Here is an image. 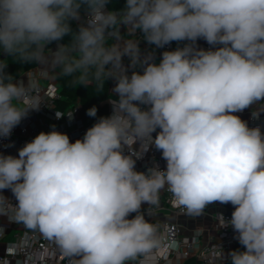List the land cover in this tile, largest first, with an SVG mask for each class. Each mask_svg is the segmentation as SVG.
Listing matches in <instances>:
<instances>
[{
  "label": "clouds",
  "instance_id": "9594fccd",
  "mask_svg": "<svg viewBox=\"0 0 264 264\" xmlns=\"http://www.w3.org/2000/svg\"><path fill=\"white\" fill-rule=\"evenodd\" d=\"M108 3L0 0V52L39 70L28 71L25 84L0 60V138L40 110L41 77L85 87L111 79L117 96L111 114L82 139L70 142L53 125L18 156L0 153V214L11 211L17 223L38 229L69 264H158L163 237L141 208L154 215L167 191L189 216L215 202L234 206L218 223L232 227L244 251L225 257L221 247L220 261L264 264V132L235 115L264 101V0H126L119 11H108ZM73 20L80 21L76 31ZM138 31L156 48L189 43L156 63L154 50L142 52ZM198 39L215 50L196 47ZM53 42L55 51L46 47ZM129 67L142 73L129 75ZM86 114L96 117L97 108ZM153 145L166 169L137 171Z\"/></svg>",
  "mask_w": 264,
  "mask_h": 264
},
{
  "label": "built area",
  "instance_id": "2783aa9c",
  "mask_svg": "<svg viewBox=\"0 0 264 264\" xmlns=\"http://www.w3.org/2000/svg\"><path fill=\"white\" fill-rule=\"evenodd\" d=\"M138 36L142 38V33L139 32ZM218 46L219 45L215 47ZM174 48V43L171 42L169 45L162 48V51H170ZM198 48L208 50L213 48V46L205 41L201 43ZM213 50L215 49L213 48ZM38 93L41 95L44 104L41 105L39 111L31 112L30 115L13 130L10 137L0 138V153L18 156V150L23 147L25 143L31 141L42 131H51L53 125L56 127V130L67 134L70 138V142H73V139L76 138L82 139L87 129L90 128L79 116V105L65 112L56 109L55 99L61 97L59 85L49 84L42 86L38 84ZM56 111L61 112L64 116L57 119L55 115ZM71 113H73V128L69 130L68 126L64 124V120L67 119ZM243 114L244 111L235 113V115L240 116L241 119ZM40 115L50 117L53 123L44 122L40 124L38 122ZM247 123L250 127H261L262 132H264V118L252 120ZM152 135H156V133L154 132ZM133 147L138 149L139 144ZM154 165H158L161 170L166 169V161L162 158L161 151L157 150L153 145L149 147L148 151L144 153L141 159L136 161V170L146 172L148 168ZM2 191L3 195L13 205L17 204L10 189ZM165 194L164 201L160 202L159 206L152 210L154 215H152V218L150 217L149 220V222L157 226L158 232L163 236L162 247L157 253L158 264L174 256H181L186 260V264H222L218 256L222 248L224 253L226 251L231 252L239 243V241L235 239L236 233L233 231L232 227L220 228L218 226L216 232L209 234L206 244H202L199 235L193 238H185L183 236V228L179 222L172 221L165 217H155V214L164 209H169L178 216L186 215V210L174 203L172 194L167 191ZM147 208L144 209L143 212L147 213ZM221 214L226 219H230L232 213ZM13 215L11 211L0 214V242L5 240L12 229L13 223H17L13 219ZM219 218L220 214L218 215V219ZM218 239L219 241H217ZM6 244V251L0 254V264H69V258L63 255L56 243L45 237L38 229L15 233L14 240L7 241ZM226 263L227 259L225 260V264Z\"/></svg>",
  "mask_w": 264,
  "mask_h": 264
},
{
  "label": "crops",
  "instance_id": "0c3cea01",
  "mask_svg": "<svg viewBox=\"0 0 264 264\" xmlns=\"http://www.w3.org/2000/svg\"><path fill=\"white\" fill-rule=\"evenodd\" d=\"M107 7V6H106ZM108 11H112L110 9H108ZM85 12L83 10H81V16L82 18L85 16ZM74 24L76 25V27L78 28L80 25V21H76L73 20ZM73 29V28H72ZM73 31H76V29H73ZM121 35H126L127 34V30L126 28H124L123 26H121ZM139 31L136 33V38H138L140 40V48L143 51H153L155 53L154 59L156 63H159V61L162 59V53L164 51H162V48H156L155 45H149L147 44V42L145 40H143L142 38H140L138 36ZM71 39V36H67V42L68 43ZM205 42L204 39H198L196 42V47H199V45L201 43ZM111 43V41H110ZM175 43H179L176 42ZM185 43H189L187 41H184ZM221 45H219L218 47H220ZM47 49H50L52 51H55L57 48V44L50 47V46H46ZM176 48H174L173 50H175ZM172 51V50H170ZM123 63L125 64V66H129V59L128 57H124L123 58ZM28 71H35L38 73V69L36 67L28 70ZM28 71L23 72L17 79L18 80H23L24 83H27V76L26 73ZM132 71H140L142 73V69H140L139 67L133 69L131 67H129V75H131ZM38 84L42 85V86H46L49 84H57L58 85V81L55 78V76H53L52 78H48V77H41L38 79ZM115 85V81L112 80V84L110 87V91L112 92V89ZM113 93V92H112ZM115 96L116 94L113 93ZM115 99V98H112ZM111 100V99H110ZM110 100L108 101L109 103V108L110 111H112V105L110 103ZM254 112H260L259 115L257 117H253L252 113ZM259 118H264V101H261L257 104H254L252 106H250L248 109L244 110V114L242 117V120L246 121V122H250L252 120H257ZM72 118L70 119L69 117H67V119L64 120V124L66 126H68V129H72ZM38 122L40 124L44 123V122H48V123H53V121L50 119V117L45 116V115H40L38 118ZM153 137H155V135H153ZM76 139H73V142H75ZM166 191H162L161 195H160V202H163L165 199V194ZM148 207L147 204H143L141 211H144V209H146ZM234 211V206H232L230 203L227 205H222L219 202H215L214 204L209 205L204 213L199 216V217H195V216H189V215H183V216H178L176 215L174 212H172L169 209H164L159 211L157 214H155V217L157 218H167L170 219L172 221H177L181 224L182 228H183V236L185 238H193L195 236H198L201 238V242L202 244H206L208 242V237L209 234L212 232H216L218 230V226H219V219H218V215L221 213H232ZM135 216V213L130 214V216L128 217L129 219L133 218ZM149 215H147V213H145V219L146 220H150ZM152 218V217H151ZM33 229H27L22 223H13L12 229L9 232V234L7 235V237L5 238L4 241L0 242V248L3 249V253L6 251L7 249V241H11L14 240V234L15 233H22L23 231H31ZM163 237V236H162ZM229 252L226 251L225 257H227V254ZM160 264H186V260L184 258H182L181 256H174L171 257L169 259H166L164 261H162Z\"/></svg>",
  "mask_w": 264,
  "mask_h": 264
},
{
  "label": "trees",
  "instance_id": "16d2710c",
  "mask_svg": "<svg viewBox=\"0 0 264 264\" xmlns=\"http://www.w3.org/2000/svg\"><path fill=\"white\" fill-rule=\"evenodd\" d=\"M126 0H109L107 4L108 9L112 11H119L124 8ZM83 10V9H82ZM70 25L73 29L78 30L73 21H70ZM67 42V36L64 37L60 43ZM174 47H183L184 42L175 43L173 41ZM57 42H53L48 46L52 47L56 45ZM0 60H7L9 74L18 78L23 72L28 71L35 67L33 64L21 63L16 61L13 57L0 52ZM58 81L61 97L55 99V107L60 111H67L76 105H79L80 118L90 127L96 122V120L101 116L110 115V108L108 101L112 98L117 99L111 91L110 87L112 80L108 79L103 83L91 82L87 87L83 86L79 80L72 82L71 78H66L59 75H54ZM95 106L97 108V116L89 117L86 112L89 108ZM234 250L244 251V247L238 243ZM190 264V263H187ZM228 264V261L227 263Z\"/></svg>",
  "mask_w": 264,
  "mask_h": 264
},
{
  "label": "rangeland",
  "instance_id": "374dc122",
  "mask_svg": "<svg viewBox=\"0 0 264 264\" xmlns=\"http://www.w3.org/2000/svg\"><path fill=\"white\" fill-rule=\"evenodd\" d=\"M217 241H219V239ZM0 254H3V249L2 248H0ZM225 254H226V252H225Z\"/></svg>",
  "mask_w": 264,
  "mask_h": 264
}]
</instances>
